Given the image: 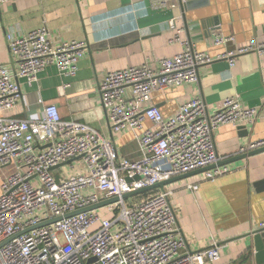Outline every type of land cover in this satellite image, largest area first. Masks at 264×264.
Instances as JSON below:
<instances>
[{"label": "built area", "instance_id": "built-area-1", "mask_svg": "<svg viewBox=\"0 0 264 264\" xmlns=\"http://www.w3.org/2000/svg\"><path fill=\"white\" fill-rule=\"evenodd\" d=\"M168 26L174 30L171 40L184 45L180 53L157 57L153 68L142 64L108 71L98 85L110 130L134 132L140 153L134 160L119 156L114 142L93 127L63 119L55 103L45 104L39 119L2 115L16 107L20 88L0 64V264H204L220 258L221 244L214 240L184 250L170 191L122 198L210 165L214 168L204 173L207 180L225 174L228 168L217 166L213 131L224 123H252L257 116L255 108L242 106L235 96L226 97L212 114L200 98L180 105L169 117L148 105L152 93L196 81L198 67L214 60L182 39L173 19ZM48 35L46 25L18 37L6 35L17 77L29 84L48 65L74 76L86 50L85 41L53 45ZM231 39L214 34L215 45ZM250 50L264 53V42L252 40L218 59L228 58L233 65L235 55ZM261 147L264 139L239 153ZM73 161L80 169L66 177L60 167L70 164L73 169ZM113 197L118 200L90 209Z\"/></svg>", "mask_w": 264, "mask_h": 264}, {"label": "crops", "instance_id": "crops-1", "mask_svg": "<svg viewBox=\"0 0 264 264\" xmlns=\"http://www.w3.org/2000/svg\"><path fill=\"white\" fill-rule=\"evenodd\" d=\"M170 19L182 39L214 60L198 67L196 81L152 93L148 105L169 117L180 105L200 98L212 114L226 97L235 96L242 106L255 108L257 116L243 125L248 133L230 123L213 131L219 162L229 161L217 165L228 168L225 174L207 180L205 170L150 191H170L176 235L184 240L185 251L214 240L221 244L220 258L204 264H255L252 234L263 228L264 190L254 184L264 179V152L235 157L241 147L264 139V53L237 54L233 65L218 56L252 40L264 42V0H6L0 5V64L18 83L20 100L2 115L39 119L43 106L55 103L63 119L93 127L114 142L119 156L138 159L134 132L110 130L98 85L108 71L142 64L153 68L157 57L180 53L184 45L171 40ZM42 25L53 45L79 40L87 46L74 76L48 65L29 84L17 77L18 64L6 35L18 37ZM215 33L232 39L215 45Z\"/></svg>", "mask_w": 264, "mask_h": 264}, {"label": "water", "instance_id": "water-1", "mask_svg": "<svg viewBox=\"0 0 264 264\" xmlns=\"http://www.w3.org/2000/svg\"><path fill=\"white\" fill-rule=\"evenodd\" d=\"M214 20H215V22L217 21L216 17L214 18ZM239 129L242 130L243 133H248V129H246L245 126H239ZM260 152H264V147L252 150V151H250V152H248L246 154H241V155H239V156H237L235 158L241 159V158H244L246 156H249V155H252V154H255V153H260ZM230 160L232 161V159H230ZM228 162L229 161H222V162L217 163V165H221L222 163L224 164V163H228ZM213 167H214V165H210V166H207V167H204V168H200V169H197V170L185 173V174H181V175H178V176L171 177V178H169L167 180L161 181V182L156 183V184H154L152 186H149V187H146V188H143V189H139V190L133 191V192L128 193V194H124L122 196V198H127L129 196L140 194V193L152 190L154 188H164V186H166L169 183H172L174 181L189 177V176H191V175H193L195 173L202 172V171L211 169ZM254 185H255V187L258 190H264V179H261V180L257 181ZM117 200H118L117 197H113V198H110V199H107V200H103V201L93 205L92 207H90V209L99 208V207H101L103 205L115 202ZM252 242H253L252 243V246H253V257H254V260H255V264H264V228L254 232L252 234Z\"/></svg>", "mask_w": 264, "mask_h": 264}, {"label": "rangeland", "instance_id": "rangeland-1", "mask_svg": "<svg viewBox=\"0 0 264 264\" xmlns=\"http://www.w3.org/2000/svg\"><path fill=\"white\" fill-rule=\"evenodd\" d=\"M74 168L72 169L70 164H65L63 166L60 167V170L63 172V174L68 177L69 175H71L72 173H75L76 170L80 169V165L79 162L77 161H73L72 162ZM129 199H125V201H128Z\"/></svg>", "mask_w": 264, "mask_h": 264}]
</instances>
